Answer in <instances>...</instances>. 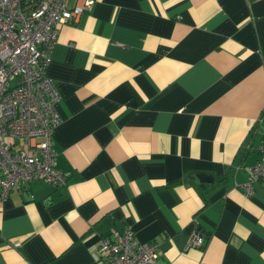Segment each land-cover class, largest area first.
Masks as SVG:
<instances>
[{
  "label": "crops",
  "instance_id": "0c3cea01",
  "mask_svg": "<svg viewBox=\"0 0 264 264\" xmlns=\"http://www.w3.org/2000/svg\"><path fill=\"white\" fill-rule=\"evenodd\" d=\"M47 75L62 187L0 202V264H110L130 226L159 264H264V0H95L58 25ZM199 231L202 246L187 247Z\"/></svg>",
  "mask_w": 264,
  "mask_h": 264
},
{
  "label": "built area",
  "instance_id": "2783aa9c",
  "mask_svg": "<svg viewBox=\"0 0 264 264\" xmlns=\"http://www.w3.org/2000/svg\"><path fill=\"white\" fill-rule=\"evenodd\" d=\"M95 0H0V202L12 189L32 180L52 188L66 177L56 168L51 134L60 124V95L47 67L58 25L75 21ZM242 186L245 196L253 183H264V130L259 158ZM196 231L187 247L202 246ZM101 260L110 264H159L155 241L136 240L130 226L111 229L98 245Z\"/></svg>",
  "mask_w": 264,
  "mask_h": 264
}]
</instances>
